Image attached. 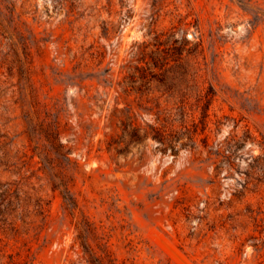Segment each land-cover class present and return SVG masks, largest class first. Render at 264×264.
Instances as JSON below:
<instances>
[{"label": "rangeland", "instance_id": "rangeland-1", "mask_svg": "<svg viewBox=\"0 0 264 264\" xmlns=\"http://www.w3.org/2000/svg\"><path fill=\"white\" fill-rule=\"evenodd\" d=\"M0 184V264H264V0H0Z\"/></svg>", "mask_w": 264, "mask_h": 264}, {"label": "trees", "instance_id": "trees-1", "mask_svg": "<svg viewBox=\"0 0 264 264\" xmlns=\"http://www.w3.org/2000/svg\"><path fill=\"white\" fill-rule=\"evenodd\" d=\"M4 187L6 188L2 189ZM11 191H12V188L9 185L7 186L6 184L5 186V184H0V199L6 195H9Z\"/></svg>", "mask_w": 264, "mask_h": 264}]
</instances>
